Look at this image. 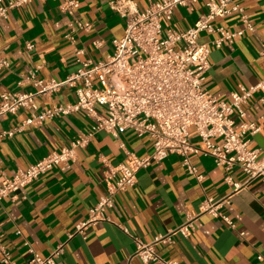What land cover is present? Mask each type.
<instances>
[{
  "label": "crops",
  "instance_id": "1",
  "mask_svg": "<svg viewBox=\"0 0 264 264\" xmlns=\"http://www.w3.org/2000/svg\"><path fill=\"white\" fill-rule=\"evenodd\" d=\"M65 1L33 0L0 20V51L9 63L8 68L0 70V96L35 92L36 87L25 80L30 72L38 79L65 81L80 68L75 56L78 49L84 51L82 60L94 62L105 61L113 53V40L123 37L125 20L110 8L111 0H76L79 6L72 14L61 10ZM131 1L145 10L161 0ZM207 1L197 0L193 9L177 8L171 18L164 20V28L185 31L193 27L205 13ZM233 1L243 7L254 30L226 41L221 48H211L204 85L227 103L240 86L250 87L264 79V0ZM77 22L90 28L78 29L74 42L65 39L68 25ZM215 25L230 32L245 29L236 14L216 20ZM215 38L216 34L203 33L200 42L209 43ZM28 44L34 49L28 50ZM261 98L264 93H256L246 108L248 120L262 127L250 139V149L264 156ZM76 101L74 89L68 86L35 99L39 111ZM30 116L29 110L21 109L0 117V182L60 150L91 126L87 114L74 112L23 127ZM190 134L192 143L202 148L195 131ZM121 143L140 157L152 151L148 137L137 138L127 131L117 139L100 132L87 147L76 151V160L69 168L56 167L0 202V233L5 235V243L18 264H26L29 257L26 241L42 256L63 244V264H143L134 257V238L151 243L188 223L189 238L177 235L174 243L158 246L164 258L178 264H264V182L255 179L234 192L226 177L230 175L234 183L244 184L247 176L243 171L235 168L227 173L211 156L202 154L190 155L200 179L189 173L181 157L170 155L139 171L137 185L116 195L114 207L107 211L109 222L91 227L87 239L74 234L76 225L88 217L89 209L107 194L105 173L125 159ZM209 198L217 206L216 212L232 220L237 230L228 228L220 215L207 210L205 202ZM239 232H244V237Z\"/></svg>",
  "mask_w": 264,
  "mask_h": 264
},
{
  "label": "built area",
  "instance_id": "2",
  "mask_svg": "<svg viewBox=\"0 0 264 264\" xmlns=\"http://www.w3.org/2000/svg\"><path fill=\"white\" fill-rule=\"evenodd\" d=\"M33 0H0V20L6 19L13 9H23ZM197 0H161L140 10L131 0H111L110 8L125 20L124 35L113 40L114 50L105 61L82 60L84 51L75 53L80 68L63 82L36 78L30 72L25 77L35 87V92H7L0 96V117L14 115L27 109L31 116L24 126L37 120H46L74 112H84L91 120L88 132L79 133L69 144L51 152L27 169H19L12 177L0 182V202L14 197L20 190L31 185L56 167L69 168L76 160V151L85 148L100 132L118 139L121 133L131 131L137 138L148 137L152 151L137 156L124 143L121 148L124 161L105 173L107 194L89 209L88 217L76 225L75 233L87 239L88 231L100 223L109 222L107 211L115 204L117 194L134 188L138 173L154 163H161L170 155L182 158L190 174L198 179L197 169L190 163L191 154L211 156L218 167L227 173L239 168L247 176L244 184L234 183L230 175L226 179L236 192L250 181L264 182V156L250 149V139L260 133V123L249 121L247 103L258 92L264 93V79L256 85L240 86L227 103L213 96L204 88L210 70L211 48H221L226 41L253 31L254 25L243 7L233 0H209L206 11L198 17L193 27L185 31L164 28V20L171 18L179 7L193 9ZM79 6L76 0H66L61 5L64 13L72 14ZM236 14L245 26L240 32H230L217 27L215 21ZM80 22L68 25L64 37L74 42L78 29H89ZM203 33L216 34L209 43L200 42ZM28 50L34 45L28 44ZM264 57V49L261 53ZM9 67L0 51V70ZM62 86L74 89L77 101L66 106H53L39 111L36 97L57 91ZM260 101L264 104V98ZM264 119L263 117L261 118ZM194 130L202 148L191 141ZM218 141V142H217ZM209 212H216L213 199L205 202ZM221 216L226 226L237 230L236 224ZM128 234L129 230L123 228ZM189 238L190 223L151 243L134 238V257L143 264H178L164 258L158 246L174 243L175 236ZM244 232H239L244 237ZM73 234L69 236L72 238ZM28 259L26 264H63L60 260L64 245H59L50 255L42 256L26 241ZM262 260V257H259ZM0 263L18 264L12 251L0 233Z\"/></svg>",
  "mask_w": 264,
  "mask_h": 264
}]
</instances>
